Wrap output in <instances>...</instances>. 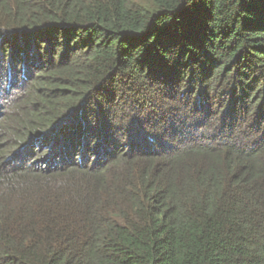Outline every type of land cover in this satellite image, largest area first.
I'll return each instance as SVG.
<instances>
[{
  "label": "trees",
  "instance_id": "16d2710c",
  "mask_svg": "<svg viewBox=\"0 0 264 264\" xmlns=\"http://www.w3.org/2000/svg\"><path fill=\"white\" fill-rule=\"evenodd\" d=\"M0 264H264V0H0Z\"/></svg>",
  "mask_w": 264,
  "mask_h": 264
}]
</instances>
